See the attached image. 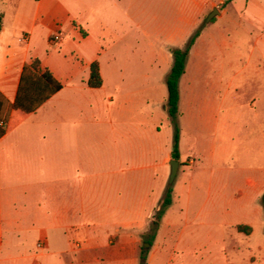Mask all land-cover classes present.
<instances>
[{
    "label": "rangeland",
    "instance_id": "374dc122",
    "mask_svg": "<svg viewBox=\"0 0 264 264\" xmlns=\"http://www.w3.org/2000/svg\"><path fill=\"white\" fill-rule=\"evenodd\" d=\"M231 1L215 0V6L223 11ZM151 5L148 0V12ZM212 22L180 79V168L173 183L169 162L162 169L132 171L125 182L92 185L100 204L118 198L116 192L134 197L144 177L155 196L164 198L171 188L160 231L152 243L150 226L140 237L139 253H147V264H264L251 242V223L264 225L258 212L264 202L247 184L259 167L251 155L264 153L262 28L241 24L234 15ZM149 43L154 45L147 54L134 40L110 49L99 60L101 88L88 87L87 72L80 73L64 83L65 91L45 113L49 125L72 130L86 172L105 170L111 160L142 165L172 150L176 125L168 113L166 79L173 58L159 52L165 40L147 41L148 48ZM154 49L159 53L150 54ZM214 140L219 154L212 158ZM235 142L248 158L236 161ZM240 226L249 230L241 232ZM257 243L264 255V237ZM98 253L94 264H120L107 249Z\"/></svg>",
    "mask_w": 264,
    "mask_h": 264
},
{
    "label": "crops",
    "instance_id": "0c3cea01",
    "mask_svg": "<svg viewBox=\"0 0 264 264\" xmlns=\"http://www.w3.org/2000/svg\"><path fill=\"white\" fill-rule=\"evenodd\" d=\"M147 1L0 0V128L8 126L22 72L35 59L63 85L0 137V264H94L100 249L117 256L120 264L140 262V237L162 202V194L155 196L145 188V177L132 198L122 191L101 204L93 198V184L125 182L132 171L162 169L172 160V150L163 159L154 156L142 165L111 160L105 170L86 172L72 130L45 120L46 111L65 91V82L87 72V83L92 63L97 61L101 71L102 56L126 40H134L145 54L154 45L149 43L148 48L147 41L165 40L159 52L173 58L172 50L201 29L190 49L187 71L215 10L219 19L212 23L234 15L241 24L260 26L264 40V0H232L223 11L215 0H149L150 12ZM213 143L209 152L215 158L219 153ZM235 147L237 162L249 157L237 151L238 142ZM251 160L259 167L247 184L257 199H263L264 153L252 154ZM258 212L264 216V208ZM251 226L253 252L264 260L263 244L257 243L264 237V225Z\"/></svg>",
    "mask_w": 264,
    "mask_h": 264
},
{
    "label": "trees",
    "instance_id": "16d2710c",
    "mask_svg": "<svg viewBox=\"0 0 264 264\" xmlns=\"http://www.w3.org/2000/svg\"><path fill=\"white\" fill-rule=\"evenodd\" d=\"M200 34L201 29H198L189 39L185 48H175L172 50L174 62L166 79V84L168 88V113L175 125L177 124L176 122L180 112V79L185 74L190 49ZM87 85L90 88H101L103 86L100 65L97 61L93 62L90 67V76ZM62 88L63 85L54 77L51 71L43 67L39 59H35L22 72L17 98L13 106L12 116L8 119L7 127L16 126L30 114L36 112L45 102L60 92ZM7 127L0 128V137L6 133ZM172 159L180 160V131L177 125L175 126L173 139ZM171 204L172 190L169 188L152 217L149 231L151 234L147 236L149 237L148 242H153L161 225L162 218L166 213V209ZM238 229L241 232H247L249 230L241 226ZM140 262L141 264H147V253L145 251H142L140 254Z\"/></svg>",
    "mask_w": 264,
    "mask_h": 264
},
{
    "label": "water",
    "instance_id": "95a60500",
    "mask_svg": "<svg viewBox=\"0 0 264 264\" xmlns=\"http://www.w3.org/2000/svg\"><path fill=\"white\" fill-rule=\"evenodd\" d=\"M217 14H218V11H217V10L213 11V12L208 16L206 22H210V21L213 19V17H214L215 15H217ZM170 165H171V168H172V172H171V183H173V181L175 180L176 175H177V173H178V169H179L180 163H179L178 160H174V159H172V160L170 161ZM262 200H263V202H264V196H263V199H262ZM145 245H146V246H150V245H147V244H145Z\"/></svg>",
    "mask_w": 264,
    "mask_h": 264
},
{
    "label": "built area",
    "instance_id": "2783aa9c",
    "mask_svg": "<svg viewBox=\"0 0 264 264\" xmlns=\"http://www.w3.org/2000/svg\"><path fill=\"white\" fill-rule=\"evenodd\" d=\"M59 39H60V36L57 35V36L55 37V40H59ZM42 246H43L42 243H39V244H38V247H39V248H42Z\"/></svg>",
    "mask_w": 264,
    "mask_h": 264
}]
</instances>
